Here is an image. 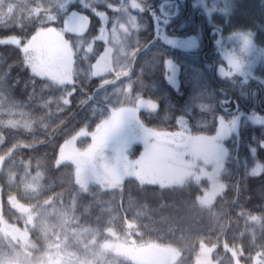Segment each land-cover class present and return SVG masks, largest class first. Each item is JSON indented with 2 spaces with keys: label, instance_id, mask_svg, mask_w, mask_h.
I'll list each match as a JSON object with an SVG mask.
<instances>
[{
  "label": "rangeland",
  "instance_id": "rangeland-1",
  "mask_svg": "<svg viewBox=\"0 0 264 264\" xmlns=\"http://www.w3.org/2000/svg\"><path fill=\"white\" fill-rule=\"evenodd\" d=\"M184 1H189L190 21L194 22L197 11L209 23L212 61L204 62L197 54L203 31L200 23L170 25L173 11L183 7ZM138 3L154 20L153 41L195 39L192 47L170 44L171 49L162 48V63L164 78L172 87L192 85L186 108L195 110L196 120L184 109L173 127L159 129L146 125L140 117L142 112L156 111L158 105L133 92V66L146 50L149 35L143 34L149 19H143L142 11L135 9ZM154 8L143 0H0V17L14 14L17 22L31 18L45 24L21 50L31 63L33 80L29 82L35 88L34 96L37 93L36 99L50 108V114L68 106L65 95L76 81L97 79L99 85L90 106V119L96 122L67 137L59 148L57 163L73 169L67 190L35 205L11 197L12 208L6 211L0 201V264H125L122 241L136 246L152 232L153 224L143 221V213L152 211L151 206L142 204L144 200L154 198L153 204L164 209L167 203L162 194L178 193L190 183L205 189L203 197H197L199 203L188 209L184 204L169 209L187 219L192 233L202 229V233L214 236L212 243L227 240L221 238L226 235V214L233 209L230 202L234 194L225 203L224 195L240 191L232 169L244 167L246 177L264 174V157L258 150L264 148V102H257L258 94L264 99V0H166L161 10ZM214 29L221 33L219 45L218 34L211 35ZM57 46L61 48L58 53ZM168 61L176 68L175 84L168 80ZM220 68L222 79L242 93L246 94L247 83H252L250 92L257 97L247 112H242L241 105L238 111L222 104L218 108L212 78ZM220 76L216 78L219 83ZM5 82L0 77V126L16 127L21 121L28 124L30 116L24 117ZM43 82L47 84L40 85ZM58 88L61 94L55 92ZM222 91L227 100L231 91L227 87ZM10 113L18 116L5 123L2 115L9 117ZM35 119L41 122V118ZM233 120L237 121L235 128ZM136 144L141 145L140 153L132 156ZM257 165L259 172L253 174ZM42 182L37 172L21 180L29 198L41 190ZM254 192L264 194V188ZM121 208L130 219L120 220ZM12 211L15 214L9 219ZM241 215L232 213L234 229L225 238L240 237L236 230L240 220L253 221L254 215ZM136 222L148 234L140 232ZM130 248L134 254L136 249ZM230 248L220 264H243L236 257L241 246ZM210 254L205 247L198 264H210ZM247 260L264 264V255Z\"/></svg>",
  "mask_w": 264,
  "mask_h": 264
},
{
  "label": "trees",
  "instance_id": "trees-1",
  "mask_svg": "<svg viewBox=\"0 0 264 264\" xmlns=\"http://www.w3.org/2000/svg\"><path fill=\"white\" fill-rule=\"evenodd\" d=\"M7 1L11 2L12 0ZM143 1H145V4L148 1L151 2L152 7H155L154 9L161 10V5L166 0ZM188 3L189 1H184L183 7H177V10L173 11L174 14L171 16L170 25L175 24L176 27L179 25L189 26L188 23H200L203 31L197 54L204 62L205 60L207 62L212 61L214 58L210 55V52H214L211 51L213 48L212 43L208 41L211 29L209 23L207 19H202L203 17L198 15L197 11L194 14V22L190 21L188 18L189 13L187 12L189 9ZM249 3L250 1L243 6L244 11L249 8ZM148 12L142 11L140 13L143 19H149V26L143 31V34L149 33V35L145 38L148 42L146 50L137 56L133 66V92L152 99L158 105L156 111L150 113L142 112L140 114L142 121L150 127L166 129L173 127V121L181 114L182 110L188 111L189 108H186V105L191 100L190 88H192V85L181 83V86L175 89L166 82L162 63L164 54L162 48L169 50L171 45L163 43L161 40L153 41L151 35L154 33L152 31L154 20L151 18V14L150 17L146 15L149 14ZM16 16L13 14L11 18L6 15L5 17H0V77L5 78L4 86L8 88L9 93L16 97L14 101L17 100L16 103L24 112V117L30 116L29 121L31 122L28 121V124H23L21 121L16 124V127H10L9 124H7L8 126L4 124L0 126V201L5 211L12 208L9 200L11 197L15 196L22 203L35 205L44 203L67 190L69 183L73 180V169L70 165H59L57 163L59 148L67 137L77 133L87 124L96 122V120L91 121L90 119V106L94 102V94L99 86L97 79H92L88 83L76 81L72 89L65 95L69 99L68 106L64 105L58 114H53V111L50 114V108L43 107L42 103L36 99L37 93L34 96L35 88L33 83L29 82V80H33L30 71L31 63L26 60V56L21 50L22 47L28 44L27 41L45 24L41 25L39 19L32 20L31 18L17 22ZM60 20L61 22H66L63 18H60ZM17 23H19V26ZM19 39L20 41H18ZM27 61H29L28 64ZM33 70L35 71V69ZM183 72L184 70L182 69L181 73L183 74ZM220 73L221 71L218 69L216 72L217 77L220 76ZM216 78L213 77L212 80L216 88V102L220 103L218 108L224 105L228 110L238 111L241 105L243 107L242 112H247L252 106L253 100L257 97L255 93L250 92L252 83H247L246 86L249 91L245 94L227 84L221 76L220 83L216 81ZM44 83L46 82L40 85ZM225 87L231 91L227 100H224L221 96L223 93L222 88ZM47 92L48 90H46ZM55 92L61 94L63 91L58 88L55 89ZM258 100L261 103L264 102L261 94H258L257 102ZM221 104L222 106H220ZM10 105L12 103L9 104V107ZM189 111L193 114L192 120L195 119L197 115L195 110L189 109ZM10 116L2 115L5 123L10 122L11 118L16 119L18 115L10 113ZM37 117L41 118L40 123L36 121L35 118ZM135 147L136 150L132 152V156H137L140 153L141 145L136 144ZM258 150L261 156L264 157V148L260 147ZM231 166L233 167V165ZM34 172L41 174L43 182L41 190L35 197L29 198L28 192L24 189L25 187H22L21 180L28 178L30 175L32 176ZM232 172L236 174L238 186L240 184V191H230L224 195L225 203L227 199L230 201L232 194H234L230 202V208L233 209H230L226 214L228 227L225 234L229 236L234 229L231 225V222H233L231 220L232 213L254 215L251 216L253 221L240 220L237 223L236 230L242 239L239 237L230 240L228 236L225 238L226 235L222 234L221 240H227L222 244H219L217 240L212 243L213 235L202 233V229L197 230V233H192V227H188L187 219H180L177 212L169 209V207L177 204H184L185 208L188 209L195 203H199L197 197L202 198L205 189L190 183L178 193H163L161 199L167 203L162 206L166 207L164 209H159V206L153 204L155 203L154 198L149 201L144 200L142 204L151 206L152 211L147 210L143 213V221L149 220L153 224V228L151 229L152 232L148 234L147 230L136 222L140 232L147 233L149 236L140 241L139 245L135 246L132 243L133 249L151 243L163 245L170 254L169 264H198L199 257L205 247H209L211 250L210 264H220L222 256L231 250L230 246L236 244L241 246V254L235 253L240 263L250 264L247 259L252 260L257 254L262 257L264 255V194L255 193L254 190L256 188H264V174L260 178L246 177L248 175L247 171L242 166L232 169ZM14 214L15 212L10 217H7L12 219ZM121 214V221L130 219L129 214L123 208H121ZM181 236L183 238L187 236V238L182 239ZM121 246L126 254L124 258L125 264H142L134 257L130 243H127V240L122 241ZM222 246H225V249ZM215 249L216 254L214 256L213 252ZM220 249L224 251L218 253ZM176 252L180 253V256H176ZM120 253L121 251L117 250V254L119 255Z\"/></svg>",
  "mask_w": 264,
  "mask_h": 264
},
{
  "label": "water",
  "instance_id": "water-1",
  "mask_svg": "<svg viewBox=\"0 0 264 264\" xmlns=\"http://www.w3.org/2000/svg\"><path fill=\"white\" fill-rule=\"evenodd\" d=\"M217 33L218 39L216 45L221 42V33L218 29H214L211 35ZM61 50L59 46L55 48L58 53ZM222 70V69H221ZM135 258L142 264H168L169 263V252L168 250L156 244L143 245L136 249L134 252Z\"/></svg>",
  "mask_w": 264,
  "mask_h": 264
},
{
  "label": "snow or ice",
  "instance_id": "snow-or-ice-1",
  "mask_svg": "<svg viewBox=\"0 0 264 264\" xmlns=\"http://www.w3.org/2000/svg\"><path fill=\"white\" fill-rule=\"evenodd\" d=\"M135 9H139L140 11H144V8L141 6L140 3L137 4V7ZM135 27H138V25H135ZM248 39L245 38V43H248ZM168 44H172V45H179L180 47H192L195 45V39H189V40H184V41H176V40H167ZM168 69L170 72V75L168 76V80L170 83L175 84V77H176V68L173 65L172 61H168ZM237 121L233 120L232 121V128H235ZM221 127L222 129L224 128V124H223V120H221ZM218 139V137H217ZM254 151V150H253ZM259 168L260 165H257L254 169H253V174H258L259 172Z\"/></svg>",
  "mask_w": 264,
  "mask_h": 264
}]
</instances>
